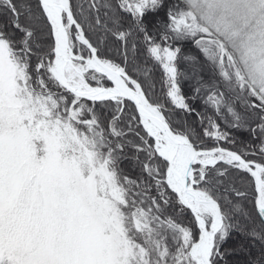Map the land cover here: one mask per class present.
I'll list each match as a JSON object with an SVG mask.
<instances>
[{
    "label": "snow or ice",
    "instance_id": "6c2138e0",
    "mask_svg": "<svg viewBox=\"0 0 264 264\" xmlns=\"http://www.w3.org/2000/svg\"><path fill=\"white\" fill-rule=\"evenodd\" d=\"M0 264H264V0H0Z\"/></svg>",
    "mask_w": 264,
    "mask_h": 264
}]
</instances>
